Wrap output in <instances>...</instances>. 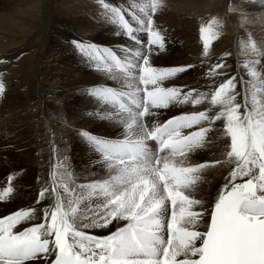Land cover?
Returning <instances> with one entry per match:
<instances>
[{
	"label": "snow or ice",
	"instance_id": "6c2138e0",
	"mask_svg": "<svg viewBox=\"0 0 264 264\" xmlns=\"http://www.w3.org/2000/svg\"><path fill=\"white\" fill-rule=\"evenodd\" d=\"M98 2L121 34L139 46L124 49L121 57L107 48L73 42L81 52L96 54L98 70L123 81L120 89L97 87L88 92L114 110L109 118L123 125V138L81 133L101 154L110 175L73 187L70 172L54 171L51 186L39 192V200L52 198L41 223L17 230L35 218L36 210L31 208L0 218V264L40 260L48 264H264V50L251 37L241 43L246 57L241 66L249 77H241L243 103L237 102L236 77L219 84L210 96L165 88L162 81L187 67L161 69L151 63L152 53L165 47L153 19L162 0L133 5L141 13H132L138 27L125 18L123 9L110 7L105 0ZM219 27L213 18L199 28L205 56L219 37ZM137 33H146V41ZM224 67L215 64L210 74ZM206 101L218 109L214 116L205 110L181 114L162 125L147 124L153 109ZM216 121L223 123L229 141L226 161L233 167L211 209L197 210L203 202L191 192L202 179L200 173L221 161L185 166L181 158L203 146ZM149 141L158 145L156 151ZM7 181L0 189V202L14 192V177ZM113 222L119 226L103 237L84 231L108 228ZM202 222L204 230H200Z\"/></svg>",
	"mask_w": 264,
	"mask_h": 264
},
{
	"label": "rangeland",
	"instance_id": "374dc122",
	"mask_svg": "<svg viewBox=\"0 0 264 264\" xmlns=\"http://www.w3.org/2000/svg\"><path fill=\"white\" fill-rule=\"evenodd\" d=\"M29 1L30 0H0V7L5 6L9 16H14V17H19V15H22V12L25 13L27 9L31 7L30 5L33 4L32 6H34L32 10L33 18H29V20L25 21V27L28 26L29 23H31V27L27 31H24L23 29L20 30L17 29L13 33H3L2 35L0 34V75L3 74L7 78H11V77L13 78L11 81H8L10 83L9 90H11L18 97V102L16 104L11 105L4 110L0 108V128L2 127L9 128V126L11 125H16L15 123L24 122L25 121L24 118L26 117V114H29V115H36L34 121L37 123L34 124V126L36 127V129H38L37 134H34V140H32L33 139L32 137H30L31 139L27 137L26 132L21 133V136L14 138L13 141L11 140L12 137L8 134L0 135V160L2 161L0 166V189H2L4 186H7V182H8L7 178L9 176L14 177L13 194L9 199L0 202V218L7 217L21 209H29V208L35 209L37 213V214L35 213V218L33 220L24 222L22 223V225L17 226V229L20 231L24 230L27 227H31L35 224L41 223L43 221V218H38L39 214H43L44 209H46L52 203L51 196H47L45 199L39 200V192L45 187H50L51 183L47 181V179L37 176V174L39 173V168L37 169L38 164H36L34 158L36 157V155L35 154L34 156L28 155V159L30 158L33 159L34 161L31 165L24 167L20 163V160L23 158L21 154L23 151H29L30 149L28 147L29 145L32 146L34 145L35 142L36 145L38 146L49 147V155L56 154L54 152L55 146L58 147L59 145H64V148L66 149L65 157L68 158V160L72 159V157L77 158L79 159V163L81 165V167L80 165L77 167L76 162L74 161V159H72L71 161L73 162L68 163V165L72 166L71 168L72 170L69 172L71 174L77 172L78 173L86 172L85 174L83 173V175L82 174L81 175L84 177L82 182H84V185H87V182L89 180L90 181L88 182V184L92 183L96 179L97 181L107 179L106 174L110 170L108 169L106 162L103 160L101 154L98 151H96V149L92 145L88 143V141L85 139L83 135H81V133H89L93 136L108 140L122 139L124 135L123 125L117 119L109 118L114 110L111 109L110 107L108 108L105 104L97 101L94 97L88 94L90 89L97 87L90 86L89 88H85L84 90L80 89L82 90L81 92H79L80 90L75 91L74 89L78 85L77 84L78 82H81L83 84L84 80L85 79L87 80L88 78L91 80H93V78H99V83H100L99 87L120 89L121 85H119L116 82L118 80L108 81V78L106 79L103 78L100 81L99 73L105 71L98 70V68L96 67V64L100 62L97 59L96 54L93 53L89 55L87 52H81L73 42H79L85 45L91 43L85 42L84 40L80 39L78 36L77 37L73 36L74 38H70L71 36L70 34H68L69 37H65L64 34H59V33H56L55 35L54 32H56V27L60 28L61 23L71 24L72 20L77 21L81 19V21L84 22L86 17H88V19L93 22H95L96 19L98 22L99 19L102 23H104V29L106 28L105 29L106 31L107 28L112 27L116 32L114 33V35L112 34L113 39L110 40L109 39V37H111L110 33L108 32L103 33L102 29L98 30V33L95 32L97 33V35H95V38L94 39L91 38L92 40L91 45L96 46V48L98 49H105V48L110 49L121 57H123L126 54L124 49L139 47L138 45H135L134 41L129 39L127 35L121 34V29L119 28L118 24L113 23L112 20L109 21L107 19L105 10L98 2V0H35V2L34 0L33 1L31 0L32 2ZM208 1H210V3L211 1L214 2L213 0H208ZM216 1H217L216 4H213L209 8L208 7L203 8L204 5L201 4V2L199 4V2L187 1V0L186 2H183L181 0H162L161 6L153 16V19L154 22L157 23L156 28L160 30L164 36L165 47L163 51H160L158 49L155 50L152 53L150 60L154 67L161 69L173 68V67H187L186 71L162 81V86L165 88L175 87L182 90V92L185 93L190 90H195L194 95L203 94L204 93L203 91H205L204 94L206 95V93H209L210 91L212 92V90L214 91V89L218 87L219 84L223 83L227 79L231 77H236L237 86H238V87L236 86V91L238 89L237 92L239 93V95L237 96V102L243 103L244 85L241 82V77H243L244 80L249 79V77L246 75L245 70L241 66L242 65L241 62H243L246 58L245 53L242 51L241 43L246 42L249 39V37H251V39L255 41L257 46L260 49L264 50V7L251 12V10L249 11L248 9H240V8H245L248 5H251L256 2H260L261 0H232L233 3L231 2V0H216ZM105 2L110 7L123 9L124 10L123 14L125 15V18L132 24L133 27H138L136 22L133 20L132 13H135L136 15H141V13L139 12V9L134 8L133 5L134 4L139 5L140 3L143 2V0H105ZM260 5L264 6V4H260ZM215 11L216 13L211 19L214 18L219 22L220 24V27L218 29L219 33L226 34L229 43H231V45L233 43V47L231 48L232 52L226 53L221 51L223 56L220 54L221 53L219 52L220 50L214 51L217 53L211 52L212 54L210 53L211 55L208 54L207 56L202 54L203 52L201 50L200 52L198 50L194 53V54L197 53L196 54L197 56L194 54L192 56L187 55L185 51L183 52L181 48L182 42L179 41V35H177L180 34V31L178 32L177 30L175 32L177 35L175 37L174 33L170 30V26L163 27V24H161L160 22L163 16L170 15L176 21H181V23L186 22L187 24H189L190 20L195 21L196 19L199 18V16L201 18L203 15L212 14ZM61 17L63 18L61 19ZM160 17L161 19L158 20L159 22H157L156 20L159 19ZM5 20L8 24L12 21L11 18H9V20L7 19ZM17 25L19 27L20 23H17ZM252 25L253 27H251ZM226 32H229V34ZM87 35L90 36V33H88ZM137 35L140 36L141 39H144L146 41V33H137ZM181 36L182 35H180V37ZM55 39L58 40L57 44H54L53 42ZM112 40H115V42L110 43ZM107 43H110V45ZM64 45L72 46L73 48L78 50L81 58L86 62L87 67H85L84 69L90 72V74L87 73L85 76L86 78H84V80H82L80 76H83L85 72L81 69L79 70L75 68V67H79L77 65L78 62L77 56L73 54L72 55L67 54L66 48L62 47ZM218 54H220V56ZM217 55L222 60L226 59L227 61L225 60L222 63L225 65L229 63L226 66L230 68L224 67L222 69H217L218 70V71L216 70L217 74L214 76L210 74V69L212 67H204L199 65L197 66L196 63H190V60L198 61V59L200 60L206 58L207 59L211 58L213 60V57ZM183 59L188 61H182L181 63H177ZM261 59H262L261 70L262 72H264V57H262ZM201 67H203V69ZM45 71H47L48 73L49 71L51 72L50 77H54V75L57 76V73L62 72L64 80L62 76L60 78H56L55 89L53 88L54 91H51V93L53 94L54 92V94L56 93L60 94V92L64 91L62 93L63 95L57 96L58 95L57 94L56 96H53L49 93V89L45 87V85L48 82V79L46 78L45 75ZM94 71L96 73H94ZM97 71L98 72L101 71V72L97 73ZM203 71L205 73H203ZM206 72L208 73L207 75ZM201 75L203 76L201 77ZM229 75L231 76L229 77ZM88 81L90 80H87V82ZM1 82L2 81L0 80V83ZM61 82H63V84ZM77 93L78 95L71 97V99L72 100H75L74 98L80 99L81 102L84 104V106L87 108L85 109L79 108L76 102H73V107H70L71 108L70 113L72 112L71 117L77 118V120L73 121L72 123L76 122L74 124H79L80 125L79 128H82L80 130L75 131L74 133L73 131L71 132L70 129L67 130L61 129L62 127L59 124V121L55 122L53 125L52 122L49 121L45 115L44 106L50 100L54 101L57 105H59L58 99L65 100L64 96H71ZM2 94H0V98ZM4 98L5 95L2 98V101H4ZM205 103H202L200 106L198 105L193 106L191 103L171 104L167 108L153 109L154 114L148 116L146 118V121L148 126L152 127L153 125H158L162 121H164L163 122L164 124L169 119L179 116L181 114H191L205 110L209 111L211 105L210 103L209 105H207L208 103L207 101ZM186 105L188 107H186ZM98 108L99 110L100 109L101 110L100 111L97 110ZM50 109L52 110V108ZM75 110H77V112ZM217 111H218L217 108L215 109L213 108L212 110L209 111L210 113L208 112V114L209 116L212 115L214 116ZM60 112L64 113L63 110H61ZM91 124L94 125L92 126ZM215 125L217 126L215 127ZM222 126H223L222 121H216L215 124L212 125L211 130L216 131L217 127L220 128ZM97 128L99 130H97ZM194 130H196V128L183 129V132L188 133ZM30 135H33V133H30ZM207 136L208 137L206 139V142L203 144L202 148L200 147L195 151L189 153L186 157L181 158L183 159L185 166H192L202 163L211 165L213 163V161H208L211 160V158L209 154L205 155L204 151H209L208 149L209 146L213 145V142L216 140L217 137L216 135L209 136L208 134ZM1 138H3L2 141ZM14 144L24 145V147L18 150H13L12 145ZM217 148H218V152L220 153V151L225 147L222 144H219ZM92 152L93 154L91 155ZM96 158H99L98 161ZM55 159L61 160L60 156L58 155L55 157ZM210 167L213 166H209L205 168L200 173V175L202 173L209 172L208 168ZM55 168H57V165H55ZM88 169H90L92 172H90V170L88 171ZM20 181L22 182V184L19 183ZM27 182L30 184H27ZM38 200L39 203H37ZM98 202L99 201H86L85 203H98ZM206 219L207 217H205V220ZM120 223L122 224L123 222ZM24 224L26 225V227L24 226ZM114 225H116V227L119 226L116 224V222H113V224H111L108 228H98V230L97 228H88V232L89 233H94L96 231L107 232L111 230L114 227ZM84 231H87V229H84ZM29 264H35V263L33 261V262H29Z\"/></svg>",
	"mask_w": 264,
	"mask_h": 264
},
{
	"label": "bare ground",
	"instance_id": "6f19581e",
	"mask_svg": "<svg viewBox=\"0 0 264 264\" xmlns=\"http://www.w3.org/2000/svg\"><path fill=\"white\" fill-rule=\"evenodd\" d=\"M33 1V0H32ZM31 0L29 2H32ZM183 2H186V0H181ZM187 1H195V2H201V4H203V8H209L210 6H212L213 4H216V0H213L214 2L211 1H206V0H203V1H200V0H187ZM35 2V0H34ZM232 2V0H231ZM13 3V2H12ZM233 3V2H232ZM16 4V3H14ZM31 4V3H30ZM83 4V3H82ZM86 4V3H85ZM235 4V3H234ZM249 4V3H248ZM260 4H264L263 0H261L260 2H256V3H253L251 5H248L247 7L245 8H240V9H248L249 11L251 10L254 11V10H258V9H261L262 7L264 6H261ZM2 5V4H1ZM7 5V4H6ZM33 5V4H32ZM30 5L31 7L27 9V11L25 13L22 12V15H19V17H14V16H9L8 12H7V9L5 8V6H1L0 7V34L2 35L3 33H13L15 32L17 29H23L24 31H27L30 27H31V23L28 24V26L25 27V21L29 20V18H33V13H32V10H33V7ZM45 5V3H44ZM260 5V6H259ZM233 6V4H232ZM243 6V5H242ZM246 6V5H245ZM9 7V5H8ZM190 9V8H189ZM214 9V8H213ZM206 10V9H205ZM238 10V9H237ZM68 12V11H67ZM203 12V11H202ZM216 11L212 14H208V15H203L201 18L199 16L198 19H196L195 21L194 20H190V23L187 24L186 22L185 23H181V21H176L174 20L170 15H166V16H163L162 19L161 17L159 19H157L156 21L159 22L158 20L161 19V24H163V27L167 26L169 27L170 26V30L174 33L175 37L177 35H179V41L182 42V50L183 52L185 51V53L187 55H193L196 51L200 50L203 52V45H202V41L200 40V33H199V28L202 24H207L211 18L215 15ZM4 15V16H3ZM202 15V14H201ZM198 16V15H197ZM70 17V16H69ZM9 18L12 19V21L8 24L6 22L5 19L9 20ZM63 17H61L62 19ZM68 18V16H67ZM194 18V17H193ZM65 19V18H64ZM109 21L111 19L107 18ZM176 19V18H175ZM72 20V19H71ZM184 20V19H183ZM69 21V20H68ZM57 22V21H56ZM73 22V24H72ZM222 22V21H221ZM229 22V21H228ZM17 23H20L19 27L17 25ZM60 23V22H58ZM97 23V24H96ZM224 23V22H223ZM226 23V21H225ZM224 23V24H225ZM157 23H155L156 25ZM223 25V24H222ZM225 26V25H224ZM253 27V25L251 26ZM102 29V32L105 33V32H108L111 34V37H109V39H113L112 37V34L114 35V33L116 32L114 30V28H107V31L104 29V23H102L99 19H98V22H97V19L95 22L91 21L88 19V17H86V19L83 21H81V19L77 20V21H71V24L69 23H61L60 24V28L59 27H56V32H54V34L56 35V33H59V34H64L65 37H69L68 34H70V38H74L73 36L75 37H79L80 39L84 40L85 42H88V43H91L92 44V40L91 38H95V35H97L98 33V30ZM226 29V27H225ZM249 29V28H248ZM178 30V32L180 31V34H177L176 35V31ZM97 32V33H95ZM90 33V36H88L87 34ZM229 34V32H226ZM224 34V33H223ZM222 33L220 34L219 33V37L214 40V42L211 44L210 46V49H209V54L211 52H214L216 50H220L219 52H232L231 51V48L233 47V43L231 45V43H229L228 39H227V35L224 34L223 35ZM68 35V36H67ZM169 35V34H168ZM173 35V34H172ZM171 35V36H172ZM180 35H182L180 37ZM231 36V35H230ZM117 37V36H116ZM174 37V38H175ZM78 38V39H79ZM172 38V37H171ZM54 39V38H53ZM120 40V39H119ZM122 40V39H121ZM175 40V39H174ZM230 40V39H229ZM54 44H57L58 43V40H54L53 41ZM115 40H112L110 43H114ZM118 42V41H117ZM232 42V40H231ZM110 43H107L110 45ZM120 43V42H119ZM229 43V44H228ZM231 45V47H230ZM62 47H65L66 48V53L69 54V55H76L77 56V65L79 67H75L77 69H81L83 70L85 73L83 74V76H80L82 80H84V78H86V74H90V72H88L86 69H84L85 67H87V64L86 62L81 58L78 50H76L75 48H73L72 46H69V45H64ZM240 48V47H239ZM222 52L220 53L222 55ZM214 53H217V52H214ZM213 53V54H214ZM197 54V53H196ZM194 54V55H196ZM203 54V53H202ZM212 54V53H211ZM210 54V55H211ZM220 54H218L220 56ZM225 54V53H224ZM215 56L213 57V60L211 58L209 59H198V61H193V60H190V63H196V65L198 66H204V67H212L213 65L215 64H218V63H222L224 62L225 60L221 59L219 56ZM226 55V54H225ZM197 56V55H196ZM201 56V55H200ZM223 56V55H222ZM195 57V56H194ZM191 58V57H190ZM197 58V57H196ZM194 59V58H193ZM182 61H188V60H180V62H177V63H181ZM216 61V62H215ZM227 61V60H226ZM244 62V61H243ZM241 62V63H243ZM229 64V63H227ZM226 64V65H227ZM234 64V63H233ZM194 65V64H192ZM90 67V66H89ZM227 68H230L228 66H226ZM197 68V67H196ZM203 69V67H201ZM200 68V69H201ZM201 69V70H202ZM208 71V70H206ZM218 71V70H217ZM101 72V71H99ZM97 71V73H99ZM94 73H96L94 71ZM203 73H205L203 71ZM5 74V73H4ZM50 74L51 72L49 71V73L47 71H45V75H46V78L48 79V82L47 84L45 85L46 88L49 89V93L53 96H56L58 93L53 94L51 93V91H54L53 88L55 89V84H56V81L55 79L56 78H60L62 76L63 78V75H62V72H59L57 73V76L54 75V77H50ZM100 74V81L101 79L103 78H108V81L109 80H118V79H114L112 76H110L107 72H102V73H99ZM201 74V73H200ZM208 73L206 72V75ZM229 74V73H227ZM205 75V76H206ZM97 76V74H96ZM95 76V77H96ZM203 75H201L202 77ZM214 76V75H213ZM222 76V75H221ZM231 75H229L230 77ZM92 77V76H91ZM211 77V76H210ZM93 78V77H92ZM221 78V77H220ZM219 78V79H220ZM13 78H7L5 75L1 74L0 75V80L2 81L1 83H3L5 86H4V92L0 98V108H2V110L6 109L7 107L13 105V104H16L18 102V97L11 91L9 90L10 88V83L8 81H11ZM64 80V78H63ZM62 80V81H63ZM87 80H90L87 82ZM85 79L84 80V83L82 84L81 82H78L77 86L74 88L75 91H78L80 89H85V88H89L90 86H95V87H99L100 83H99V78H93V80L91 79ZM200 81V80H198ZM215 81V80H214ZM119 85H123V81L122 80H118L116 81ZM191 82V81H190ZM204 82V81H203ZM63 84V82H61ZM108 83V82H107ZM106 83V85H107ZM194 83V82H193ZM199 83V82H198ZM197 83V84H198ZM205 83V82H204ZM211 83V82H209ZM201 84V83H200ZM105 85V86H106ZM187 85V84H186ZM202 85V84H201ZM102 86V85H101ZM238 87V86H237ZM199 88V86H198ZM197 89V88H196ZM206 89V88H205ZM204 89V90H205ZM210 89V87H209ZM212 89V88H211ZM9 90V91H8ZM64 90V88H63ZM67 90V89H66ZM208 90V89H207ZM8 91V92H7ZM82 90H80L79 92H81ZM199 91V90H198ZM213 91V90H212ZM238 91V89H237ZM7 92V93H6ZM48 92V91H47ZM64 91L60 92V94H58L57 96L59 95H63ZM205 93V91H203ZM66 93V92H65ZM195 93V92H194ZM203 93V94H204ZM211 91L209 93H206L210 95ZM5 95V98H4V101H2V98L4 97ZM19 95V94H17ZM78 95L77 94H74V95H71V96H64L65 100H59V105H57L54 101L50 100L48 103L45 104L44 106V112H45V115L47 117V119L49 121L52 122V124L54 125L55 122L59 121V124L61 125V129L63 130H67V129H70L71 132L73 131L75 133V131L77 130H80L82 128H79L80 125L79 124H74L72 123L73 121L77 120L76 117H71V108L70 107H73V102H76L78 107L81 108V109H85L87 107L84 106V104L81 102L80 99L78 98H74L75 100H72L71 97H74ZM88 95V94H87ZM197 95V94H196ZM85 96V95H84ZM83 96V98H84ZM195 96V95H194ZM79 97V96H77ZM87 97V96H86ZM71 99V100H69ZM82 99V98H81ZM83 100V99H82ZM206 104V103H205ZM93 105V104H91ZM201 104H199L198 106H200ZM207 105H209V103H207ZM97 106V105H96ZM99 106V104H98ZM97 106V107H98ZM90 107V106H89ZM93 107V106H92ZM101 107V106H100ZM108 107V106H107ZM186 107H188L186 105ZM204 107V106H203ZM206 107V106H205ZM52 108V110L50 109ZM91 108V107H90ZM89 108V109H90ZM109 108V107H108ZM75 109V108H74ZM78 109V108H77ZM92 109V108H91ZM197 109H200V108H197ZM207 109V108H206ZM213 108L210 106L209 108V111L212 110ZM215 109V108H214ZM61 110L64 111L63 112H60ZM87 110V109H86ZM94 110V109H93ZM96 110V109H95ZM99 110V108L97 109ZM101 110V109H100ZM99 110V111H100ZM186 110V109H185ZM66 111H67V114H66ZM77 112V110H75ZM187 111V110H186ZM195 111H198V110H195ZM208 111V112H209ZM75 112V113H76ZM104 112V111H103ZM106 112V111H105ZM200 112V111H199ZM212 112V111H211ZM215 112V111H214ZM33 113V112H32ZM110 113V112H109ZM189 113V112H187ZM210 113V112H209ZM88 114V113H87ZM215 114V113H214ZM75 115V114H74ZM36 115H29V114H26V117L24 118L25 121L24 122H18V123H15L16 125H11L8 127H2L0 128V135H10L12 138L11 140L13 141L14 138H17V137H20L21 136V133L23 132H26V136L27 137H32L34 140V134H37V131L38 129H36V127L34 126V124H36L37 122L34 121V118H35ZM213 116V115H212ZM65 117V119H64ZM161 119V118H160ZM108 120V119H107ZM37 121V120H36ZM98 121V120H97ZM96 121V122H97ZM103 121V119H102ZM115 121V119H114ZM80 122V121H79ZM93 122V121H92ZM95 122V121H94ZM117 122V121H116ZM164 121H162L161 123H159L158 125H162ZM13 123V124H14ZM82 123V121H81ZM87 123V122H86ZM85 123V124H86ZM110 123V122H109ZM157 123V122H156ZM90 124V123H89ZM97 124V123H96ZM92 125V124H91ZM94 125V124H93ZM92 125V126H93ZM99 125H102V124H99ZM98 125V126H99ZM112 125V124H111ZM65 126V127H64ZM91 126V127H92ZM122 126V125H121ZM217 125H215L216 127ZM219 126V125H218ZM60 127V126H59ZM83 127V126H82ZM88 127V126H87ZM85 127V128H87ZM90 127V128H91ZM113 127V126H112ZM115 127V126H114ZM212 127V126H211ZM93 128V127H92ZM95 128V127H94ZM121 128V127H120ZM101 129V128H100ZM112 129V128H110ZM122 129V128H121ZM124 129V128H123ZM122 129V130H123ZM212 129V128H211ZM34 130V131H32ZM89 130V128H88ZM97 130H99L97 128ZM120 130V129H119ZM214 130V129H213ZM96 131V130H95ZM113 131V130H111ZM186 131V130H185ZM87 132V131H86ZM30 133H33V135H30ZM98 133V132H97ZM70 134V132H69ZM102 134V133H101ZM123 134V133H122ZM209 136L210 135H216V140L213 142V145L212 146H209V151H204L205 152V155H208L210 156L211 160H208V161H221V163L213 166V167H210L208 168V171L209 172H205V173H202L201 174V181L196 185L195 189L191 192V195L198 199V200H201L203 203L201 206H197V210H201V209H208L210 210L211 207L214 205L215 203V200L217 199V196H218V193L220 192L221 188L224 186V184L226 183V177L228 176L231 168L233 167V165L231 163H228L226 161V156H225V153L227 152L228 148H227V144L229 143L228 139L224 137L223 135V126L218 128L217 127V130L216 131H209L207 133ZM40 136V135H39ZM69 136V135H67ZM79 136V135H78ZM73 137V136H72ZM118 137V136H117ZM208 137V136H207ZM69 138V137H68ZM66 138V139H68ZM123 138V137H122ZM31 139V138H30ZM70 139V138H69ZM3 140V138H1V141ZM75 140V139H74ZM36 141V139H35ZM68 142V141H67ZM73 142V141H72ZM76 142V141H75ZM74 142V143H75ZM59 143V142H58ZM60 144V143H59ZM63 144V143H62ZM219 144H222L225 148H223L220 153L218 152V148L217 146ZM46 145V144H45ZM77 145V144H76ZM80 145V144H79ZM149 145L151 146V148L153 149V151H156L157 148H158V145L154 142V141H149ZM58 146V145H57ZM78 146V145H77ZM24 145H19V144H14L12 145V148L13 150H18L20 148H23ZM30 149L29 151H23L22 152V156L23 158L20 160V163L26 167L28 165H31L34 161L33 159H28V155H33L34 154L36 155L35 158V162L36 164H38V167L37 169L39 168V173L37 174V176H40L42 178H45L47 179V181H49L51 184H52V173L54 171H57L58 169L60 170H63V169H67V172L71 171L72 169V166L71 165H68V163L70 162H73L71 161L72 159H74V161L76 162L77 164V167L80 165L79 163V159L77 158H74L72 157V159L68 160V158L65 157V148H64V145H59L58 147H54V152L56 153L55 155H49V147H44V146H38L36 145V143L34 142V145H29L28 146ZM66 147V146H65ZM91 147V146H90ZM202 148V147H201ZM72 150V149H71ZM77 150V149H76ZM79 150V149H78ZM88 150V149H87ZM74 151V150H73ZM76 154V153H75ZM84 154V153H83ZM93 154V152L91 153V155ZM60 156L61 160H56L55 157L56 156ZM86 155V154H85ZM68 156V155H67ZM76 156V155H75ZM87 159V158H86ZM85 159V160H86ZM91 159V158H90ZM97 161L99 158H96ZM81 160V159H80ZM83 160V159H82ZM95 160V159H94ZM90 161V160H89ZM96 161V162H97ZM101 161V159H100ZM95 162V161H94ZM1 163L2 161L0 160V166H1ZM85 163V162H84ZM89 163V162H88ZM74 164V163H73ZM104 164V163H103ZM55 165H57V168H55ZM102 165V164H101ZM89 166V165H88ZM91 166V165H90ZM97 166V165H96ZM81 167V165H80ZM74 168V167H73ZM79 169V168H78ZM91 169V168H90ZM88 169V171L90 170ZM100 169V168H98ZM82 170V169H81ZM85 170V169H84ZM87 170V169H86ZM94 170V169H93ZM90 172H92L90 170ZM84 173V172H83ZM83 173H73L72 174V179L74 181V184L72 185L73 187L74 186H78V185H84V182H82V180L84 179V177L82 176ZM86 173V172H85ZM84 173V174H85ZM89 173V172H88ZM94 173V172H93ZM82 174V175H81ZM99 174V173H98ZM92 175V174H91ZM102 175V174H101ZM104 175V174H103ZM110 175V171L107 172L106 174V177L108 178ZM89 176V175H88ZM98 177V176H97ZM89 178V177H88ZM100 178V177H99ZM90 179V178H89ZM27 181V180H26ZM90 181V180H89ZM88 181V182H89ZM97 181V179L95 180ZM86 182V181H85ZM87 182V184H88ZM94 182V181H93ZM20 184H22V182L20 181L19 182ZM27 184H30L27 182ZM25 185V184H24ZM21 186V185H20ZM50 196V195H49ZM30 197V196H29ZM27 199V198H26ZM20 200V199H19ZM26 201V200H25ZM43 205V203H42ZM51 205V204H50ZM49 205V206H50ZM48 206V207H49ZM33 207V206H32ZM47 207V208H48ZM37 208V207H36ZM9 214V213H8ZM7 214V215H8ZM37 214V213H36ZM38 218H43V214H39ZM207 220V219H206ZM22 225V224H20ZM19 225V226H20ZM24 226L26 227V225L24 224ZM24 229V227H23ZM18 230V229H17ZM22 230V229H21ZM98 230V228H97ZM116 230V225H114V227L107 231V232H103V231H96L94 233H89L88 232V229L87 231H85L86 233L88 234H92V235H96V236H99V237H103L107 234H109L110 232L112 231H115ZM200 230H204V223L202 222L201 225H200ZM93 232V231H92ZM51 259H54V256H50L49 257V260ZM35 264H48L47 261H44V260H40V261H34Z\"/></svg>",
	"mask_w": 264,
	"mask_h": 264
}]
</instances>
